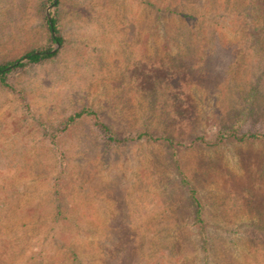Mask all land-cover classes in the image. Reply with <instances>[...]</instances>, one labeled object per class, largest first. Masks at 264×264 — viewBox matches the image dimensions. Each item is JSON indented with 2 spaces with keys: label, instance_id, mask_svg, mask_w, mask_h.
I'll use <instances>...</instances> for the list:
<instances>
[{
  "label": "rangeland",
  "instance_id": "1",
  "mask_svg": "<svg viewBox=\"0 0 264 264\" xmlns=\"http://www.w3.org/2000/svg\"><path fill=\"white\" fill-rule=\"evenodd\" d=\"M55 9L56 56L0 86V264H264V139L238 140L264 136V38L224 0ZM51 10L0 0V65L54 46Z\"/></svg>",
  "mask_w": 264,
  "mask_h": 264
},
{
  "label": "trees",
  "instance_id": "2",
  "mask_svg": "<svg viewBox=\"0 0 264 264\" xmlns=\"http://www.w3.org/2000/svg\"><path fill=\"white\" fill-rule=\"evenodd\" d=\"M226 6L228 8L232 9L233 11H236L238 15L241 16L240 19L242 20V33L245 35H251L253 36L254 34H259L264 38V0H224ZM47 3L49 6H52V10L48 12L50 19L47 20L45 19L46 23V28L50 34V39L52 44L54 45L51 48H48L46 50H32L26 54H24L22 57L16 60H11V61H6L3 64L0 65V86L4 88H8L7 84V75L15 69L18 68H23L26 67L27 65L30 64H40L45 60H49L53 57L56 56L58 53L57 46H61L62 44V39L59 36L58 29H57V24H56V19L52 15V12L55 10L56 11V5H57V0H47ZM54 11V15H55ZM254 33V34H253ZM258 38V37H257ZM260 39V37L258 38ZM257 39V40H258ZM83 114H89L90 116H93L92 113L86 112L84 110L75 113L73 116L69 117L66 121V127L73 123L76 119L80 118ZM95 125L98 126L105 134L106 139L109 142H115V143H121L119 140H114L110 136V129L104 126L103 124H100L98 122H95ZM232 137L236 138L235 134H229L226 137L220 136L219 141H223V139ZM140 138H146L150 140L153 143H161V142H168L169 146H172V142L170 140H163V139H152L149 134L146 132H143L142 134L139 135L138 139ZM264 136L263 135H242L240 138H238L239 141H244V140H250V141H260L263 140ZM219 142L216 143H208L204 140L203 137H195L193 140H191L192 145L198 144L199 146H204V147H214L218 145ZM182 185H188V183L182 179L181 181ZM190 201L191 205L193 208V222L195 224H201L204 222L203 219V206L201 201L198 198V194L195 190L190 189ZM201 234V233H200ZM204 241V240H203Z\"/></svg>",
  "mask_w": 264,
  "mask_h": 264
},
{
  "label": "water",
  "instance_id": "3",
  "mask_svg": "<svg viewBox=\"0 0 264 264\" xmlns=\"http://www.w3.org/2000/svg\"><path fill=\"white\" fill-rule=\"evenodd\" d=\"M46 16H47V19L49 20V19H50V17H49L48 11H47V13H46Z\"/></svg>",
  "mask_w": 264,
  "mask_h": 264
}]
</instances>
